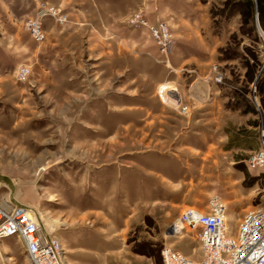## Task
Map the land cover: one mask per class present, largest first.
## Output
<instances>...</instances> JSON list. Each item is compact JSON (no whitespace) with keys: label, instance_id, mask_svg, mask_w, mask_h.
Segmentation results:
<instances>
[{"label":"rangeland","instance_id":"1","mask_svg":"<svg viewBox=\"0 0 264 264\" xmlns=\"http://www.w3.org/2000/svg\"><path fill=\"white\" fill-rule=\"evenodd\" d=\"M40 1L62 8L67 21L45 16L38 43L23 23ZM106 1V13L91 3L81 14L63 0H0V199L35 208L69 264H160L165 245L201 260L193 232L168 229L213 195L227 207L230 235L245 210L264 206V170H249L252 151L237 149L259 148L261 117L254 129L245 117L222 125L218 116L209 132H195L177 85L187 71L176 69L179 39L168 21L176 0H129L119 19L111 13L119 6ZM225 1L196 0L208 39L217 34L218 84L232 105H255L254 97L259 105L264 32L256 13L238 14ZM135 13L167 24L170 52L159 51L146 26L129 23ZM19 66L29 68L22 80ZM0 264H31L17 238H0Z\"/></svg>","mask_w":264,"mask_h":264},{"label":"built area","instance_id":"2","mask_svg":"<svg viewBox=\"0 0 264 264\" xmlns=\"http://www.w3.org/2000/svg\"><path fill=\"white\" fill-rule=\"evenodd\" d=\"M45 16H51L58 24L67 21V14L62 8L40 1L35 14L27 17L23 23L30 37L38 43L45 37ZM129 23L146 26L161 53L171 51L174 38L166 23L149 24L140 13L131 15ZM213 71L214 80L221 83L222 76L216 66H213ZM28 73V67L19 66L16 77L22 80ZM168 89V86L159 88L162 99ZM182 110L186 108L182 107ZM245 163L249 170H264L263 128L259 148L249 154ZM226 217L227 207L217 195L209 198L204 209L194 206L184 208L171 223L169 234L193 232L199 242L201 260L189 258L165 245L161 249V264H264V206L245 210L235 235L229 234ZM8 237H15L21 242L31 264H69L61 241L44 231L39 213L29 205L6 208L0 203V238Z\"/></svg>","mask_w":264,"mask_h":264},{"label":"crops","instance_id":"3","mask_svg":"<svg viewBox=\"0 0 264 264\" xmlns=\"http://www.w3.org/2000/svg\"><path fill=\"white\" fill-rule=\"evenodd\" d=\"M63 1L67 12L78 10L81 11V14H85L84 10L86 6H88L87 11H89L92 10L91 3H96V12L99 14L101 12L106 13V9L104 8L107 3L106 0ZM111 3H113V6H119V8H115L111 12L113 19H119L122 11L126 12L132 9L131 6L127 7L128 4H132L129 0H113ZM140 3H142V0L136 1L135 5L139 6ZM175 4H178V9L172 10L171 15H174V18L168 21L173 27V34L178 36L177 39H179V43L174 48V53L179 58L178 61H175V64H177L176 69L180 70L182 68L187 71L186 74L183 73L185 78L181 79L180 74L177 76V85L180 90L181 102L187 107L183 113H188L191 116L189 120L191 122L188 126H193L195 132L206 133L209 132L208 127L210 128L213 125L217 126V123H219L217 120L218 116L222 120L220 123L222 125H225L227 122L234 124L232 120L234 115L239 118L245 117L247 121L250 117L251 119L261 117L259 114L240 113L241 109L239 107L233 108L231 102L228 101V99L232 100L233 96L229 93L222 92L220 84L214 81L212 67L217 66L218 69L220 67V62L216 58L218 42L216 38L212 39L217 34L212 32L215 36L211 34L209 36L211 39H208L204 24L207 18L196 10V8H200L201 3L196 2V0H176ZM111 13L109 12L107 14L109 15ZM99 18L103 20V16L99 15L97 21H100ZM147 21L151 24L156 23L150 19H147ZM142 33H145V31ZM97 36H99V32ZM256 100V97H254L253 104H255V108L258 110L259 105ZM248 127L252 128L251 126ZM237 149L250 152L255 150L253 147H237ZM231 150L233 149L231 148ZM235 162H238V160L236 159ZM0 203L6 208L27 204L17 200L7 203L1 199Z\"/></svg>","mask_w":264,"mask_h":264},{"label":"trees","instance_id":"4","mask_svg":"<svg viewBox=\"0 0 264 264\" xmlns=\"http://www.w3.org/2000/svg\"><path fill=\"white\" fill-rule=\"evenodd\" d=\"M226 5H231L233 8H235V6L237 8H235L236 13L238 14H251V16L253 15V13H256L257 18H258V22H259V26L262 29V31L264 32V0H226L225 1ZM241 4L242 7L240 8L238 5ZM247 21V20H246ZM254 66L248 71L246 72V75L248 77V81H250L252 83L253 78H254V74H255V69H253ZM263 79L260 80V82H257L256 85V91H255V95L259 98V106H258V110L255 108L254 105H249L246 106L245 108L241 109V112L244 113H251L254 115H260L261 116V127L264 129V98H263V94L262 90L264 89V84H263ZM235 107H239V104L234 103L233 104V108ZM259 117L253 118V119H249L248 120V124L252 127V128H257L259 126ZM241 131H245L242 128L240 129V133ZM244 133V132H243ZM235 145L234 143H229L227 145V149H231L233 148ZM246 177H250L249 174H246ZM161 264V263H160Z\"/></svg>","mask_w":264,"mask_h":264},{"label":"bare ground","instance_id":"5","mask_svg":"<svg viewBox=\"0 0 264 264\" xmlns=\"http://www.w3.org/2000/svg\"><path fill=\"white\" fill-rule=\"evenodd\" d=\"M161 87H167V86H166V85H162ZM164 95H165V94H163V98H164ZM58 224H59V223H58L57 221H56V222H55V221H54V222L52 221V224H51V225H52V226H55V225H58Z\"/></svg>","mask_w":264,"mask_h":264}]
</instances>
